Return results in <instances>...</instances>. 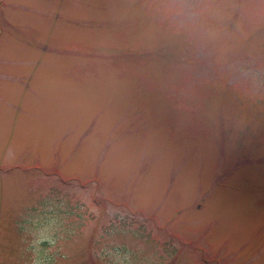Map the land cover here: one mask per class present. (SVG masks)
<instances>
[{"label":"rangeland","instance_id":"rangeland-1","mask_svg":"<svg viewBox=\"0 0 264 264\" xmlns=\"http://www.w3.org/2000/svg\"><path fill=\"white\" fill-rule=\"evenodd\" d=\"M0 264H264V0H0Z\"/></svg>","mask_w":264,"mask_h":264},{"label":"clouds","instance_id":"clouds-1","mask_svg":"<svg viewBox=\"0 0 264 264\" xmlns=\"http://www.w3.org/2000/svg\"><path fill=\"white\" fill-rule=\"evenodd\" d=\"M174 11H175L176 14H178V15L181 14V12H182V7L180 6L179 3H177V5H176Z\"/></svg>","mask_w":264,"mask_h":264}]
</instances>
